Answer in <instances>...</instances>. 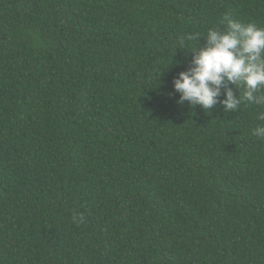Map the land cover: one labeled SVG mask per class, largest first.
Instances as JSON below:
<instances>
[{
  "label": "trees",
  "instance_id": "obj_1",
  "mask_svg": "<svg viewBox=\"0 0 264 264\" xmlns=\"http://www.w3.org/2000/svg\"><path fill=\"white\" fill-rule=\"evenodd\" d=\"M225 15L264 0H0V264H264V107L173 92Z\"/></svg>",
  "mask_w": 264,
  "mask_h": 264
},
{
  "label": "clouds",
  "instance_id": "obj_2",
  "mask_svg": "<svg viewBox=\"0 0 264 264\" xmlns=\"http://www.w3.org/2000/svg\"><path fill=\"white\" fill-rule=\"evenodd\" d=\"M219 24L226 27L209 29L203 37L204 44L190 50L191 66L173 78V92L179 93L176 103L187 102L205 112L218 104L223 105L225 112L236 111L241 104L264 107V27L233 20L227 15L221 17ZM198 37L187 34L179 43L184 46L186 41ZM222 89L224 99H220ZM256 118L264 121V111ZM251 134L264 139V125L254 127ZM84 220L81 213L72 216L77 225Z\"/></svg>",
  "mask_w": 264,
  "mask_h": 264
}]
</instances>
